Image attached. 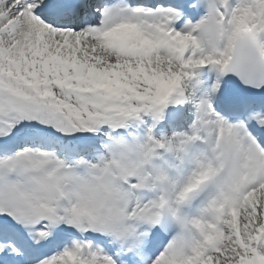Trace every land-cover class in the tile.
<instances>
[{"label": "snow or ice", "instance_id": "1", "mask_svg": "<svg viewBox=\"0 0 264 264\" xmlns=\"http://www.w3.org/2000/svg\"><path fill=\"white\" fill-rule=\"evenodd\" d=\"M0 264H264V0H0Z\"/></svg>", "mask_w": 264, "mask_h": 264}]
</instances>
